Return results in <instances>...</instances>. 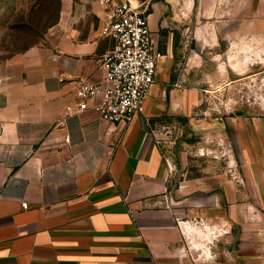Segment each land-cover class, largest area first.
I'll list each match as a JSON object with an SVG mask.
<instances>
[{
	"label": "crops",
	"instance_id": "obj_1",
	"mask_svg": "<svg viewBox=\"0 0 264 264\" xmlns=\"http://www.w3.org/2000/svg\"><path fill=\"white\" fill-rule=\"evenodd\" d=\"M60 1L44 39L0 63V264H264V121L236 128L254 186L243 204L203 178L174 193L152 127L199 103L172 74L179 28L209 11L239 18L256 0H141L162 57L130 124L66 114L80 83L103 81L113 42L104 0Z\"/></svg>",
	"mask_w": 264,
	"mask_h": 264
},
{
	"label": "rangeland",
	"instance_id": "obj_2",
	"mask_svg": "<svg viewBox=\"0 0 264 264\" xmlns=\"http://www.w3.org/2000/svg\"><path fill=\"white\" fill-rule=\"evenodd\" d=\"M146 6L149 13L151 3ZM59 7L58 0H0V63L39 44ZM251 8L234 19L209 11L200 15V26L179 28L185 41H177L172 74L185 77L182 87L196 89L199 103L152 126L176 194L190 180L203 178L213 180L211 190L222 192L225 200L232 191L239 204L254 200L236 135L238 123L264 121V0ZM217 175L224 178L222 187L214 185Z\"/></svg>",
	"mask_w": 264,
	"mask_h": 264
},
{
	"label": "built area",
	"instance_id": "obj_3",
	"mask_svg": "<svg viewBox=\"0 0 264 264\" xmlns=\"http://www.w3.org/2000/svg\"><path fill=\"white\" fill-rule=\"evenodd\" d=\"M104 2L110 11L101 32L113 42L100 63L105 77L96 84L80 83L78 101L67 106L66 114L92 110L102 122L130 124L156 83L162 54L153 40L148 7L141 0Z\"/></svg>",
	"mask_w": 264,
	"mask_h": 264
},
{
	"label": "trees",
	"instance_id": "obj_4",
	"mask_svg": "<svg viewBox=\"0 0 264 264\" xmlns=\"http://www.w3.org/2000/svg\"><path fill=\"white\" fill-rule=\"evenodd\" d=\"M58 2H59V5H61V1L60 0H58ZM59 11H60V7H59ZM149 13H150V11H149ZM59 16V15H58ZM58 19V18H57ZM57 21V20H56ZM56 21L52 24V25H50L49 26V28H51L55 23H56Z\"/></svg>",
	"mask_w": 264,
	"mask_h": 264
}]
</instances>
